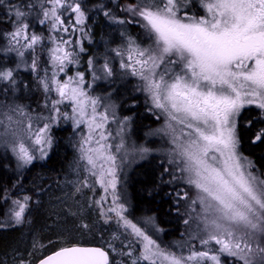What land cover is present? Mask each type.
Listing matches in <instances>:
<instances>
[{
  "label": "snow or ice",
  "instance_id": "snow-or-ice-1",
  "mask_svg": "<svg viewBox=\"0 0 264 264\" xmlns=\"http://www.w3.org/2000/svg\"><path fill=\"white\" fill-rule=\"evenodd\" d=\"M35 7L31 3L8 5L9 11L15 9L10 21L16 25L7 34L11 45L8 50L21 58L44 40L29 32L26 18ZM40 8L43 18L39 23L50 22L51 31L68 34L70 28L74 32L84 24L85 12L78 0H44ZM120 10L132 19H116L110 10L104 15L119 24L139 25L148 40L147 46H141L129 38L126 47L116 52L121 57L120 67L138 78V90L166 116L175 146L169 163L175 164L185 174L186 183L197 190L190 207L196 212L194 206L199 204V223L191 239L198 240L202 250L189 245L187 256L165 251L124 216L127 209L117 191L120 165L113 151L121 152L124 143L121 140L113 146L107 142L112 135L106 129L112 106L98 110L101 100L84 90L82 72L64 81L58 79L60 73L67 75L68 65L77 62L74 50L66 47L72 45L70 38H49L56 44L49 49L53 71L49 76L45 69L39 80L46 98L52 92L59 97L51 100L49 115L36 117L34 123L24 107L8 106V112H0V146L9 149L17 167L23 168L49 156L54 146L52 127L61 118L70 119L77 129L86 126L79 160L106 194L95 201L101 205L100 215L108 223L114 213L118 225L130 228L141 238L142 250L131 264H264V178L250 170L254 165L240 153L238 133L243 109L254 105L264 113V0H129ZM31 68L37 69L36 57ZM104 70L107 76L112 75L107 63ZM5 81L15 86L13 70H0V82ZM66 101L71 104V116L59 107ZM112 118L115 120L114 113ZM247 126L251 127L250 121ZM251 142L264 143V129ZM83 184L89 187L87 179ZM109 190L112 206L105 210L102 202L107 200ZM177 196L187 199V193ZM29 200L24 196L12 201L9 219L15 224L24 222ZM116 251L112 243L107 247L73 245L60 248L39 264H117L110 255ZM120 254L131 256L132 252Z\"/></svg>",
  "mask_w": 264,
  "mask_h": 264
},
{
  "label": "rangeland",
  "instance_id": "rangeland-1",
  "mask_svg": "<svg viewBox=\"0 0 264 264\" xmlns=\"http://www.w3.org/2000/svg\"><path fill=\"white\" fill-rule=\"evenodd\" d=\"M78 2L82 5V9L85 12L84 24L77 26V30L74 32L70 28L68 34H65L62 31H51L50 22H45V24L43 25L39 23V20L43 18L42 14H40V5L44 4L43 0H30L26 2L36 6L34 9L29 10L30 15L26 18L27 22L30 25L29 32H34L37 35L43 36L44 40L42 41V43H39L35 46L34 51H26L25 56L21 58L15 51L8 50L11 45L9 44L8 35H6L5 49L7 51L8 59L4 64H1L4 65V67L0 68V70L11 69L13 70L14 75L18 71L30 72L37 76L38 83L36 84L35 82L31 84L33 86L32 87L30 86V84L23 81L20 86H18L16 83L15 86L10 87L8 82H3L4 84H8L9 87L6 94H4V97H0V112H8V106L14 107L16 105H20L24 107L25 110L34 118V123L36 117L49 115L51 100L59 98L55 92H52L50 94V97L46 98L45 92L39 83L40 78L44 76L45 69H47L49 76H51L53 71L51 62L49 60V49L55 47L56 44L49 38H58L60 36H63L64 39L70 38L72 40V45L66 47H68L69 50L75 49L74 55L77 62L68 65V67L66 68L67 75H65V73H60L58 79L64 81L67 79V76L75 77L77 72H82L84 74V90L88 92L89 95L93 97H99L101 100V105L98 110L102 111L104 105L112 106L109 109V123L106 125L107 131L111 132L112 135L109 137L107 142L112 144L113 146L121 143V140H123L124 143V148L119 153H116L113 148L114 154L118 157L117 164L120 165L117 173V191L119 194H121L120 203H123L125 208L127 209V211L124 213V216L128 219V206L125 202V198L128 196V194L124 193L126 189L124 187L128 176L131 174V172L133 173L134 169L138 166L149 163L151 159H156L162 166L160 175L161 178L164 179L165 185H168L170 187L172 186L173 190L177 189L174 194L176 195L175 199L177 201V209L175 210V214L178 218H180L179 232L176 236L170 234L169 239L165 240L163 237V233L166 234L168 228L163 232V229H160L161 227L158 225L155 216L144 218L135 217L134 219L129 218L128 220L136 224L137 227H139L153 240H155L156 243L160 245V248L165 251L175 252L177 255L182 253L183 255L187 256L189 254V245H194L196 250H202L199 241L191 239V236L196 233L197 225L199 223V220L196 218V213L200 211L199 204L194 206L196 208V212H192L190 207L191 200L196 198L197 196V190L186 183L185 174L181 173L175 164L169 163V160L172 158L175 146L172 144V133L167 128L166 116L161 113L159 109H155L153 107L151 101L148 99L147 95L144 92L138 90L140 81L137 77L132 76L130 72H126L120 67L121 57L116 54L117 50H123L126 47L129 38L135 40L138 44H141V46H144L146 43H148L144 30L139 25L134 23H116L111 17L104 15L105 10H110L116 17V19L131 20L132 17L130 15L124 13L123 11H120V9L124 5H126L129 0H124V2L122 3L123 5L121 3H116L107 6V4L104 3L105 9L100 8V3H98V5L93 8L92 6L87 4L88 0H78ZM9 3L10 0H3L2 3L3 8H1L2 13L0 17L4 23H6L7 17L3 16V14L5 12H8L10 15H13L15 11L14 8L9 11ZM23 4L25 3L13 5L21 6ZM44 6L47 7L48 5L45 4ZM63 18L65 20V23L67 24L68 14H65ZM91 18L95 21V24L98 23V27H100V29H103V31L106 30L105 32L108 33V38L106 40L98 38V41H93V36H91L87 40L88 36H86L85 34L89 33L88 28L90 27V24L92 22ZM72 21L73 23L75 22L74 14H72ZM15 27L16 25L14 22L13 30L15 29ZM38 27L41 28V33L38 31ZM80 28H83V32L80 31ZM92 30L93 29L91 26V31ZM85 41H88V45H94L96 50L93 49V54H91L89 50H87V54L84 51H80L81 47L85 49ZM21 43H23V41H21ZM16 47L19 48V45H17ZM88 51L90 54H88ZM33 57L37 58V69L35 71H33L31 68ZM124 59L126 60V55ZM89 60L92 61L91 66L89 65ZM105 63H107V65L112 69L111 76H107L105 73ZM122 88L127 90L126 92H129L128 90L130 89L132 94H130V92L128 93L131 95L128 99L122 98L120 94ZM35 91H39L41 97L39 95H37V97H34ZM21 96H31V99H33V102L35 103L32 106L33 108L29 109L23 104V102H19ZM39 97L41 98L39 101L41 102V105H39L37 100ZM34 98H36V101H34ZM143 102H145L144 104H146L147 106L144 107V110L142 112L147 116H152L153 121L158 122V124L147 125L146 130H143L140 135L138 134L137 136L134 127V119L136 115V112L134 111L136 110V106L138 105V103L143 104ZM46 103L48 104V107H45ZM59 107L61 109V112H67L69 116H71L72 109L70 102L66 101L65 103L59 105ZM126 110H130L131 113L125 114L124 112ZM113 113L115 115V120H113L112 118ZM13 115L14 118L24 119V117H15V114ZM26 123L27 121L25 120V124ZM62 124H70L74 128V130L78 131V144H80L81 136L87 134L86 126L81 125L80 128L77 129L74 127L70 119L64 120L63 118H61L56 124L53 125V127ZM177 134H179L178 126ZM77 149L79 150V146H77ZM141 149H147L148 151L142 152ZM0 151H2V153L4 154H7L12 159L17 171H22L27 167L26 166L23 168H18L17 161L9 149L0 146ZM125 153H127L126 156ZM121 158H123V163H121ZM80 162L84 163L83 161ZM166 169L167 171H165ZM84 174L87 177V181H91L94 183V185L92 186V189L94 188V190H92L91 192L94 193L96 192V190H98L99 192L96 196V201L100 200L102 196L106 195L103 189L99 184L95 183V178L92 181L88 172L86 175V171H84ZM180 186L182 187L179 188ZM178 193L181 196L184 193H187V199H178ZM19 200H22V198H19ZM102 206L105 210L112 206L111 190H109V193L107 194V200L102 202ZM12 207L13 204L11 203L10 208ZM98 207L101 211V205H98ZM110 215L113 216V220L115 221L116 226V228H114L112 231L114 232L115 236L119 237L118 239L110 238V241L113 242V245H115L117 249V251L114 252L117 256V263L131 264L132 259L138 257L140 251L142 250L143 245L140 242L141 238L136 237L132 233V230L130 228H125L122 226V224L118 225L116 223L114 213H111ZM9 216L10 212H8L7 218L5 219V225H14L15 223L9 219ZM185 220H188L189 223L185 224ZM171 230L173 229H169V232ZM129 251L132 252L131 256L120 254L121 252L127 253Z\"/></svg>",
  "mask_w": 264,
  "mask_h": 264
},
{
  "label": "trees",
  "instance_id": "trees-1",
  "mask_svg": "<svg viewBox=\"0 0 264 264\" xmlns=\"http://www.w3.org/2000/svg\"><path fill=\"white\" fill-rule=\"evenodd\" d=\"M25 1L30 0H10V3L21 4L26 3ZM98 3L104 5L101 0H88L87 2L93 8ZM105 4L110 6L116 2H105ZM1 8H3L2 5H0V15ZM3 16L7 17V21L4 23L0 17V68L4 67L1 64L8 59L6 44L2 43L1 39L5 31L14 25V22L10 21L12 15L5 12ZM92 18L90 27H87L89 33L85 34L88 36L87 40L91 36H93V41H98V38L106 40L108 33L100 29L98 23L95 24ZM38 28L41 33V28ZM87 42L85 41L84 52L87 54L89 50L93 54L95 47L93 44L88 45ZM14 77L18 86L24 80L30 86L35 82L38 83L37 76L30 72L18 71ZM8 87V84L0 82L1 98L8 91ZM126 91L122 88L120 92L124 99H128L132 94L130 89L128 90L130 94ZM37 95L41 97L39 91H35L34 97ZM40 97L37 99L39 105H41ZM19 102H23L29 109L35 104L31 96H21ZM144 103H138L134 111L136 112L134 127L137 136L146 130L147 125L158 124L153 121L152 116H147L142 112L147 106ZM130 110L124 113L130 114ZM252 115L253 110H249L247 117L251 118ZM255 132L253 125L249 128L242 126V145L264 171V143L251 145ZM52 136L54 146L49 156L44 160L33 162L22 171H17L12 159L0 151V264H21V261L24 264H36L62 247L73 245L107 247L108 243L113 244L110 238H113L112 230L116 228L114 218L105 223V218L100 215V208L95 203L98 190L91 192L94 185L91 181H88L89 187H84L83 184L87 177L84 174V163L79 161L78 131L74 130L70 124H62L52 128ZM161 167L156 159H151L149 163L135 168L125 183L124 193L128 196L124 198L128 206V219L155 216L163 232L168 228L167 233H163L166 240L169 239L170 234L176 236L179 232L180 218L175 214L177 201L174 193L177 189L173 190L172 186L165 185L160 175ZM90 178L94 180L91 175ZM77 187L80 191H76ZM24 196L31 198L28 201L24 222L18 225H5L12 201L23 199ZM169 229L173 230L169 232ZM110 255L114 262H117L115 253L112 252Z\"/></svg>",
  "mask_w": 264,
  "mask_h": 264
},
{
  "label": "flooded vegetation",
  "instance_id": "flooded-vegetation-1",
  "mask_svg": "<svg viewBox=\"0 0 264 264\" xmlns=\"http://www.w3.org/2000/svg\"><path fill=\"white\" fill-rule=\"evenodd\" d=\"M102 2H116V3H123L124 0H101ZM198 15H203V12L200 11L199 9H194ZM147 46V43L144 45ZM250 108L246 107L245 109L242 110V113L239 117V125H238V133L240 136V148L239 151L240 153L244 156L247 157L248 160H250L252 162V164L254 165V167L252 169H250L251 171H253L256 175L261 176L262 178H264V171L258 166V164L256 163L255 158L252 155H249L243 148L242 145V139H241V129L242 126L245 128H249L247 126L248 122H251V126L253 125L255 127V135L261 130L264 129V113H262V111L258 108H256L254 105L253 106H249ZM249 110H253V115L251 118L247 117V112H249ZM242 125V126H241ZM254 135V136H255ZM258 144V143H256ZM253 144L251 142V145H256Z\"/></svg>",
  "mask_w": 264,
  "mask_h": 264
},
{
  "label": "bare ground",
  "instance_id": "bare-ground-1",
  "mask_svg": "<svg viewBox=\"0 0 264 264\" xmlns=\"http://www.w3.org/2000/svg\"><path fill=\"white\" fill-rule=\"evenodd\" d=\"M44 1V0H43ZM26 2V1H25ZM38 3V2H37ZM122 4V3H121ZM123 5V4H122ZM86 7V6H85ZM90 9V8H89ZM105 9V8H104ZM88 10V9H87ZM86 10V11H87ZM121 11V10H120ZM89 15V14H88ZM101 20V19H100ZM89 24V23H88ZM100 25V24H99ZM131 25V24H130ZM100 28V27H99ZM97 31V30H96ZM127 33V32H126ZM102 34V33H101ZM134 34V33H133ZM123 36H125V35H123ZM142 37V36H141ZM73 38V37H72ZM140 39V38H139ZM101 44V43H100ZM75 50V49H74ZM96 50V49H95ZM92 51V50H91ZM90 54V53H89ZM112 67V66H111ZM115 68V67H114ZM39 74V73H38ZM18 81V80H17ZM25 81V80H24ZM20 83V82H19ZM35 86V85H34ZM39 86V85H38ZM131 86V85H130ZM12 99V98H11ZM139 124V123H138ZM26 169V168H25ZM157 171V170H156ZM160 171V170H159ZM25 172V171H24ZM60 175V174H59ZM62 175V174H61ZM60 175V176H61ZM7 177V176H6ZM28 177V176H27ZM26 177V178H27ZM31 178V177H30ZM35 180V179H34ZM4 181H5V179H4ZM130 183V182H129ZM3 184V183H2ZM39 184V183H38ZM23 185V184H22ZM4 187V186H3ZM40 187V186H39ZM23 188H24V186H23ZM41 190V189H40ZM160 190H161V188H160ZM47 192V191H46ZM20 193V192H19ZM163 193V192H162ZM30 194V193H29ZM46 196V195H45ZM38 197V196H37ZM31 199V198H30ZM36 199V198H35ZM40 200V199H39ZM45 212V211H44ZM28 213V212H27ZM43 213V212H42ZM48 213V212H47ZM26 214V213H25ZM173 216V215H172ZM44 219V218H43ZM46 221V220H45ZM58 223V222H57ZM159 224V223H158ZM13 225V224H12ZM178 226V225H177ZM24 229V228H23Z\"/></svg>",
  "mask_w": 264,
  "mask_h": 264
},
{
  "label": "water",
  "instance_id": "water-1",
  "mask_svg": "<svg viewBox=\"0 0 264 264\" xmlns=\"http://www.w3.org/2000/svg\"><path fill=\"white\" fill-rule=\"evenodd\" d=\"M86 247H89V246H86ZM92 247H96V246H92ZM51 254H53V253H51ZM51 254H49V255H51ZM47 256H48V255H47ZM37 264H39V262H38Z\"/></svg>",
  "mask_w": 264,
  "mask_h": 264
}]
</instances>
